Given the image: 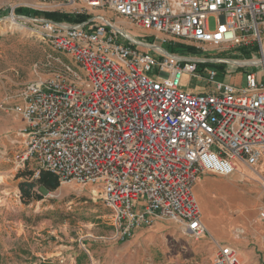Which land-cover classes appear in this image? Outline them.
<instances>
[{
  "label": "built area",
  "instance_id": "obj_1",
  "mask_svg": "<svg viewBox=\"0 0 264 264\" xmlns=\"http://www.w3.org/2000/svg\"><path fill=\"white\" fill-rule=\"evenodd\" d=\"M65 1L78 15L104 14L74 25L14 14L0 21L70 54L87 76L68 69L77 83L56 76L23 85L16 102L6 97L0 109L24 124L2 155L18 172L34 162L35 178L48 171L60 184L89 187L111 211L114 241H128L164 217L193 238H209L194 186L203 173L230 176L239 163L264 165V83L250 72L237 89L217 81L212 69V90L198 94L182 80L201 79L200 64L226 61L199 55L220 47H253L264 64V0ZM107 12L145 36L112 24ZM154 67L156 78L149 74ZM260 187L264 193V177ZM259 216L264 220V200ZM213 264L242 260L221 244Z\"/></svg>",
  "mask_w": 264,
  "mask_h": 264
},
{
  "label": "rangeland",
  "instance_id": "obj_2",
  "mask_svg": "<svg viewBox=\"0 0 264 264\" xmlns=\"http://www.w3.org/2000/svg\"><path fill=\"white\" fill-rule=\"evenodd\" d=\"M65 3V0H0V21L12 14L19 18L46 20H49L44 16L47 12L78 15ZM99 14L104 13L91 11L89 16H85L86 21H97ZM106 18L136 38L145 36L141 29L113 12H107ZM61 23L74 25L81 22ZM209 23L214 29L215 18H211ZM164 48L178 52L181 46L165 45ZM151 54L160 59L155 52ZM199 55L205 59L226 61L200 64L201 79L185 75L182 84L187 90L198 94L210 92L213 87L208 76L212 69L218 72L217 81L230 83L237 89L246 87V74L250 72L256 73L259 83H264V64L260 63L262 55L253 47H220L199 52ZM226 68L232 71L231 76L226 75ZM68 69L76 72L82 80L87 77L70 54L55 50L49 43L22 31L17 25L11 27L5 21L0 22V104L6 97H13V102H16L14 96L29 82L62 76L77 83ZM149 74L156 78L159 69L154 67ZM19 125L20 121H16L12 112L0 109V250L4 253L0 255V264H213L216 248L211 250L209 239L193 238L183 231L180 224L166 217L138 230L128 241H114L111 211L89 187L68 183L49 191L37 183L34 192L42 199L25 203L19 184L26 178L19 177L11 161L2 155L3 148L10 149L9 139ZM37 167L30 162L23 171L33 174ZM243 174L246 178L242 177L235 183L212 180L199 189L196 184L200 179L223 177L208 172L200 175L195 184V195L205 214L229 209L230 200L221 193L234 189L248 201H240L239 204L249 208L251 218L255 217L259 180L247 167ZM29 179L37 180L33 176ZM252 248H255V257L264 264V251L258 240Z\"/></svg>",
  "mask_w": 264,
  "mask_h": 264
},
{
  "label": "crops",
  "instance_id": "obj_3",
  "mask_svg": "<svg viewBox=\"0 0 264 264\" xmlns=\"http://www.w3.org/2000/svg\"><path fill=\"white\" fill-rule=\"evenodd\" d=\"M12 113L16 121H20L21 123V125L17 126L16 129L13 130L12 134H15L17 130L22 127L23 121L20 115L14 112ZM245 167L251 169V171L257 175L259 180L256 207L254 209L256 214L255 217L251 218L249 216V208L239 204L240 201L243 203H247L248 201L244 200L243 196H241L237 191L231 189L226 193H221V195L228 196L230 200L229 209L223 212L217 211L205 214L204 210L201 208L203 222L210 234L208 243L211 250H214L217 245H230L238 250L242 264H263V262L255 257V248H252V244L258 240L261 250L264 251V220H262L259 216L264 200V193L260 187V181L264 177V165L261 164L251 167L239 163L238 169L234 174L223 177H205L204 181L200 179L196 186L198 185V188H203L205 182H210L212 180H226L230 183H235L236 181L241 180L242 177H244V179L246 178L243 174ZM196 186H194V194ZM240 232L243 234L241 235ZM0 255H4L1 250Z\"/></svg>",
  "mask_w": 264,
  "mask_h": 264
},
{
  "label": "trees",
  "instance_id": "obj_4",
  "mask_svg": "<svg viewBox=\"0 0 264 264\" xmlns=\"http://www.w3.org/2000/svg\"><path fill=\"white\" fill-rule=\"evenodd\" d=\"M19 12H26L27 15L31 14L28 11L18 10ZM34 15H39L38 13H34ZM44 16L54 22H84L86 21V17L82 15H72V14H65L59 12H47ZM180 51H189L195 52V49L192 47H184L181 46ZM19 177L26 178L25 182L19 184V189L22 193L21 197L25 203H29L33 199L40 200L42 199L41 196L35 194L34 188L35 185L38 183L45 187L49 191H55L59 188L60 182L56 175L48 171H42L40 176L37 178L36 181H31L29 178H32L33 174L29 172L28 174L25 171L19 172Z\"/></svg>",
  "mask_w": 264,
  "mask_h": 264
},
{
  "label": "bare ground",
  "instance_id": "obj_5",
  "mask_svg": "<svg viewBox=\"0 0 264 264\" xmlns=\"http://www.w3.org/2000/svg\"><path fill=\"white\" fill-rule=\"evenodd\" d=\"M14 25H16V24H14ZM234 205V204H233ZM241 214V213H240Z\"/></svg>",
  "mask_w": 264,
  "mask_h": 264
}]
</instances>
